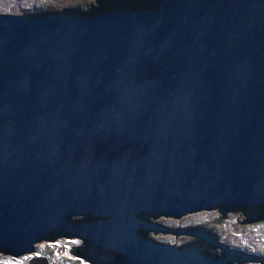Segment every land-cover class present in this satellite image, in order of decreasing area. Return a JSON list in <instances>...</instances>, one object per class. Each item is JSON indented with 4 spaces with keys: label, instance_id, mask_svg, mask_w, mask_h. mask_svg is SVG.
Masks as SVG:
<instances>
[{
    "label": "water",
    "instance_id": "1",
    "mask_svg": "<svg viewBox=\"0 0 264 264\" xmlns=\"http://www.w3.org/2000/svg\"><path fill=\"white\" fill-rule=\"evenodd\" d=\"M97 1L0 12L1 253L134 257L143 213L263 212L264 0Z\"/></svg>",
    "mask_w": 264,
    "mask_h": 264
},
{
    "label": "flooded vegetation",
    "instance_id": "2",
    "mask_svg": "<svg viewBox=\"0 0 264 264\" xmlns=\"http://www.w3.org/2000/svg\"><path fill=\"white\" fill-rule=\"evenodd\" d=\"M96 1L97 0L90 3V5L96 4ZM70 7L73 8L74 6ZM75 8L84 9L80 5ZM260 209L264 212V208H258L257 210ZM206 211H216L220 214V217L215 220L212 219L209 224L202 221H188L189 217ZM263 212L250 213L249 210L245 209L215 208L179 216L143 213L140 215V219L145 223L139 225L137 231L143 238L144 245H136L134 247V257H129L127 251L124 249L117 247L114 249H106L103 246L93 245L91 241H87L81 237L70 238L67 236L53 235L37 242L34 245L33 251L30 253L9 255L0 252V264H6L2 262L1 258L12 259L18 264H53V256L48 249L45 248L46 245L65 241L63 246L64 248L67 247V253L77 258L78 261L76 263L79 264H166L167 260L170 261V264H180V261L183 260L184 250L187 251V249H193V251L197 250L207 258H212V260H223L228 264H246L252 261L255 262L254 264H264L263 254L252 252L245 247L225 241L222 232L219 231L215 225H210L211 223H220L223 218L229 214L245 216L243 224L264 221ZM73 218L80 220V222L100 219L88 214L76 215ZM185 247L188 248L184 249ZM77 248L83 250L84 256L73 254L74 250ZM87 248L96 249L98 254L97 258L95 257L93 260H90L88 258L89 254ZM142 253H148V258L144 260L140 258ZM246 256L251 259L248 260ZM55 260L54 258V261ZM239 260H241V262H239Z\"/></svg>",
    "mask_w": 264,
    "mask_h": 264
},
{
    "label": "rangeland",
    "instance_id": "3",
    "mask_svg": "<svg viewBox=\"0 0 264 264\" xmlns=\"http://www.w3.org/2000/svg\"><path fill=\"white\" fill-rule=\"evenodd\" d=\"M95 0H0V12L10 14H21L24 12H35L42 10H61L65 7L90 4ZM220 217L216 211H206L195 216L189 217L188 221L210 223ZM245 216L238 214H229L220 223L215 225L222 232L223 239L231 244L245 247L252 252H258L264 255V221L245 223ZM66 242V241H65ZM57 242L46 245V249L53 256V264H79L77 258L67 253V247L63 243ZM68 243V242H67ZM69 256V258H68ZM54 258L56 259L54 261ZM6 264H18L12 259L1 258ZM72 262V263H71ZM248 262L246 264H254Z\"/></svg>",
    "mask_w": 264,
    "mask_h": 264
},
{
    "label": "trees",
    "instance_id": "4",
    "mask_svg": "<svg viewBox=\"0 0 264 264\" xmlns=\"http://www.w3.org/2000/svg\"><path fill=\"white\" fill-rule=\"evenodd\" d=\"M136 1H139V2H145V1H148V0H136ZM107 3H108V2H107ZM100 5H101L100 2L96 1V4L89 5V6L86 7V9L84 8V9H80V10H82L81 12L88 13V12H91V11L95 10L96 8H98ZM42 11H44V10H42ZM42 11H40V12H42ZM46 11H47V10H46ZM36 12H38V11H35V13H36ZM32 13H33V12H32Z\"/></svg>",
    "mask_w": 264,
    "mask_h": 264
}]
</instances>
